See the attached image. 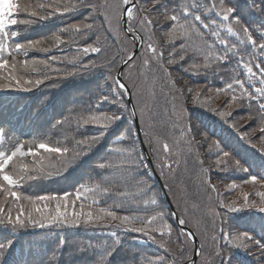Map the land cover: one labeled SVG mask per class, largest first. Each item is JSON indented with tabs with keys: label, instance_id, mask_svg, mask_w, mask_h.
Masks as SVG:
<instances>
[{
	"label": "snow or ice",
	"instance_id": "obj_1",
	"mask_svg": "<svg viewBox=\"0 0 264 264\" xmlns=\"http://www.w3.org/2000/svg\"><path fill=\"white\" fill-rule=\"evenodd\" d=\"M80 9L88 12L81 21L65 24L51 36L27 39L21 31L15 30V26H24L26 32L48 21L63 20ZM160 9L164 10L165 21L171 24L166 34L168 41H181L178 49L173 46L168 53V66L177 62L176 57L184 61L191 52L193 61L197 56L204 61L202 66L193 62L190 68L185 69L192 70L193 75L199 74L201 67L209 68L213 62L219 66L233 59L236 67L243 72V78L238 73L230 82L225 81L223 87L215 89L210 81L196 89L185 85L187 92L181 89L180 95L186 100L190 96L193 108L202 109L241 133L240 140L264 155V0H247L243 8L240 0H210L191 5L181 0L171 8L168 0H118L113 5L100 4L96 0H0V101L9 99L14 93H42L41 103H48L51 96L44 90L51 93L67 81L87 78L97 71L103 73V81L94 86L86 98L71 102L61 114L53 117L45 131L37 132L31 138L9 136L6 143L7 134L0 128V226L9 229L12 235L29 227L100 228L110 230L113 237H118L120 233L142 234L153 243H158L165 252L168 251L165 237L170 238L173 230L165 222L167 214L164 211L150 216L141 214L145 211L140 207L141 203L157 206V200L154 195L149 197L151 187L140 171L143 158L135 149L132 129L121 130L127 111L123 96L129 87L121 79L124 75L121 70L127 68L130 72L135 67L132 63L134 53L121 57L117 63L115 56L104 55L105 48L99 36L95 41L88 42L90 34L101 30L95 26L99 15L104 16L112 31L118 30V20L126 16L129 21L127 32L134 33V20L152 26L154 21L150 17ZM246 11L255 12L260 17L259 25L252 27L244 21ZM117 12L120 13L119 18ZM113 21H117L116 29L112 28ZM207 36L212 40L209 41ZM228 37L235 39L230 41ZM73 44L77 47L70 57L29 58L30 52L49 53ZM147 49L160 62L158 70L169 75L168 66L162 62L163 52L157 56L151 43ZM144 63L147 65L148 61ZM257 83L259 86L252 90L247 87ZM205 90L209 93L214 91L215 95L205 97ZM221 94L225 98L217 105L215 101ZM245 105L249 109L248 114L240 119L246 124L255 122L256 126L242 131L246 124H237L234 114ZM253 106L255 111H252ZM179 115L181 122L187 121L186 125L181 123L180 135L189 148L192 144L198 147L208 144V150L215 154V165L220 170L245 173L244 184L252 185L253 189L257 185L264 187V172H251L231 150L224 147L221 140L203 132L197 114L183 107ZM89 128L95 129V132L88 134ZM197 136L201 137L200 140H196ZM109 137L114 138L116 144L121 141L130 143L127 146H112L113 141ZM106 143L109 147L105 148L104 154L89 162L87 182L78 184L74 192L33 195L23 191L25 186L34 187L39 181L65 178L70 171L82 168L85 159ZM162 151L170 153L172 147L164 143ZM200 163L203 164V161ZM161 166L171 169V165H164L163 162ZM205 183L217 197H221L216 186L210 184V177ZM236 188L235 183L227 185L229 193ZM253 195L258 197V201L252 199ZM109 200L114 203L108 204ZM240 200L229 202L220 198L216 210L210 211L213 227L211 236H205V244L211 240L210 259L206 264H238L233 254L235 250L264 259V241L248 231L232 228L228 221L229 214L245 210L264 213V191L244 192ZM184 223L181 219L180 224ZM181 235L187 238L191 233L182 232ZM65 243L61 237L59 245ZM121 243L119 239L112 244L90 243L81 250L95 252L97 258L93 264H111L110 257ZM14 245L12 238L0 240V264H8L7 257ZM179 255H183V249H180ZM141 264H177V261L175 257H142Z\"/></svg>",
	"mask_w": 264,
	"mask_h": 264
},
{
	"label": "trees",
	"instance_id": "obj_2",
	"mask_svg": "<svg viewBox=\"0 0 264 264\" xmlns=\"http://www.w3.org/2000/svg\"><path fill=\"white\" fill-rule=\"evenodd\" d=\"M157 36H158V38H159V40H160L162 46H164V47L166 48V44H165V42H164V39H162L161 34H160L159 32H157ZM177 47L179 48V45H178ZM188 57L190 58L189 55H188ZM176 58H177V57H176ZM166 61H167V59H165V65L168 66V65L166 64ZM158 66H159V64H158ZM187 86H191V84H187ZM184 88H185V86H184ZM185 92H186V91H185ZM188 100L191 101V97H190V96L188 97ZM176 101H177V100L173 101L172 103H170V105H176ZM148 102H152V100H149ZM160 106H161V105H160ZM203 151H204V149H203ZM203 176L206 177V176H207V173H203ZM176 189H177V192H179L178 188H176ZM188 201H189V200H188ZM189 202H190V203H193L194 200H191V201H189Z\"/></svg>",
	"mask_w": 264,
	"mask_h": 264
}]
</instances>
